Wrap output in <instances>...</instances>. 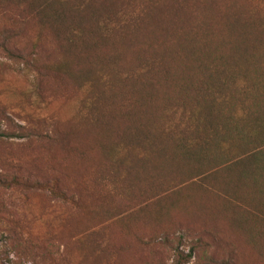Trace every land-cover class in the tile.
<instances>
[{"label":"rangeland","instance_id":"obj_1","mask_svg":"<svg viewBox=\"0 0 264 264\" xmlns=\"http://www.w3.org/2000/svg\"><path fill=\"white\" fill-rule=\"evenodd\" d=\"M57 8L60 41L45 32L39 44L14 5L0 12V29L20 32L11 47L23 57L36 48L33 69L0 52V264H175L192 248L182 264H264V0ZM140 37L177 57L141 73L140 61L118 57ZM184 84L199 86L192 110L205 102L176 127L174 153L161 132L178 118L169 98ZM142 90L132 103L128 93ZM211 108L246 113L228 148L226 134L212 135L223 120ZM195 124L201 131L188 130ZM181 150L208 160L184 162Z\"/></svg>","mask_w":264,"mask_h":264},{"label":"trees","instance_id":"obj_2","mask_svg":"<svg viewBox=\"0 0 264 264\" xmlns=\"http://www.w3.org/2000/svg\"><path fill=\"white\" fill-rule=\"evenodd\" d=\"M73 0H0V12H4L3 14H6L9 11V8L11 6H15L16 10L18 12H21V16L23 17L22 19V26L25 22H29L34 25L35 29V41L37 44L40 43L42 38L44 37L45 32L50 35V38L52 40H57L60 41L58 38V33L56 31V26L52 23V19L55 22V19H57L60 16V11L57 8V2L60 4L63 3V5L69 4ZM12 2L13 5L10 4ZM49 13L52 15V18L49 16ZM137 22V21H135ZM38 25L39 27H37ZM245 25H250L246 23ZM37 28L39 29V32L37 31ZM1 33L3 34V37L0 39V52H2L6 58L9 60L13 61H22L27 67H31L32 69L35 67L32 59L35 56L36 48L30 49V52L27 56L23 57L18 50L13 49L11 47V44L9 43L12 42L14 37L16 35H19V31L16 29L15 32H12L11 30H8L6 27H3L0 29ZM103 31V29H102ZM104 34V33H103ZM146 40L145 37H140V40H138V45L129 49H124L122 52V55L118 56L122 58L121 60H125L126 62L137 59L139 62V70L142 68L141 73H147L152 71L155 65H165L169 64L170 62L174 61L175 59H172V57H177V53L174 51H169V52H164L163 47H162V42L155 40L153 38H148ZM236 42H239V40L235 41L233 39V42H230L224 49L219 50L220 52H225L221 54L222 57L225 59L230 58L231 53L234 51V45ZM230 51V52H229ZM105 55L108 54V52L104 53ZM102 59H106L105 56L102 55ZM205 71V68H204ZM212 73V76H216V73L213 71H210ZM171 76V75H170ZM130 80V79H129ZM132 80V79H131ZM123 83H127L122 81ZM203 84V85H201ZM200 87L205 89V83H201ZM218 87L220 86L219 80L217 81ZM194 87H199V86H189L184 84L183 86H180L178 90L175 92V94L170 97L171 99V104L168 110H171L173 108L175 111V114L178 115L177 120L174 122L173 125L169 124L165 130L161 132V135L163 138L165 137L166 143H169L170 146H172L174 149L173 152L179 150L175 146V131L176 127L178 126L179 128L187 127L184 124V115L187 113H192L195 112L194 115H192V118H195L197 113L200 114L201 112V107L203 105V102H205L204 96L200 99H197L195 102L194 109L192 110L187 103V96L189 95L190 90H193ZM209 90V89H205ZM145 90H142L138 93L136 92H129L128 95L130 94L131 96V101L132 103H137L139 101V97L141 96L142 93H144ZM140 93V94H139ZM208 97L209 94H206ZM216 99V98H215ZM218 101V100H217ZM219 105L225 104V100L222 98H219ZM93 106L92 102H86V107L87 109H91ZM193 106V105H192ZM214 113V114H213ZM231 114V113H230ZM211 116L217 115V119H222L223 121L218 124L216 129H213L212 135L216 136L218 132H222L223 136L224 134L227 135V140L223 141L224 139H220L223 147L228 148L229 144L232 142V137L228 135V132L231 131L232 129L236 128V126L239 124V121H242L243 119L246 118V113L242 110L240 113L232 116L229 114H225L224 112H221L219 110H215L214 108H211L210 112ZM199 118V116L197 117ZM196 120V118H195ZM256 124H264V119L262 116L257 117L256 119ZM256 126V125H255ZM191 127V126H190ZM188 128V130H192L195 132L201 131V127L198 124H195L193 127ZM144 128V127H143ZM204 128H205V119H204ZM145 133H149L147 129L144 130ZM82 134V133H81ZM80 134V135H81ZM237 136L240 137V133L237 132ZM21 139L23 137H26L25 135H19ZM131 137L133 138H145L143 142H146V144H149L151 146L154 143V140L150 139L146 134L142 137L140 134L138 136V133H132ZM216 137L219 138V135ZM215 137V138H216ZM70 141L68 140V143ZM148 146V147H149ZM185 146H189L185 144ZM183 151V154H180L181 159L186 162V161H198L201 162L205 160V162L208 160V157L203 156L204 153L203 151L195 152L191 150H181ZM180 151V152H181ZM225 153H227L225 151ZM210 162L208 163V165ZM217 169V168H216ZM210 171L214 170V167L210 168ZM208 170V171H209ZM67 201V199L65 198ZM192 254H193V248L190 249V252L188 255L184 256L181 252L177 251L176 256H175V264H182V263H187L192 259Z\"/></svg>","mask_w":264,"mask_h":264}]
</instances>
